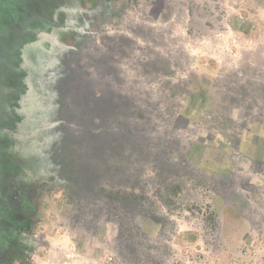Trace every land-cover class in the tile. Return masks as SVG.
I'll return each mask as SVG.
<instances>
[{"label":"rangeland","instance_id":"374dc122","mask_svg":"<svg viewBox=\"0 0 264 264\" xmlns=\"http://www.w3.org/2000/svg\"><path fill=\"white\" fill-rule=\"evenodd\" d=\"M84 18L0 264H264V0H103Z\"/></svg>","mask_w":264,"mask_h":264},{"label":"flooded vegetation","instance_id":"af4514ba","mask_svg":"<svg viewBox=\"0 0 264 264\" xmlns=\"http://www.w3.org/2000/svg\"><path fill=\"white\" fill-rule=\"evenodd\" d=\"M80 1L0 0V259L23 228L21 211L37 188L29 168L26 171L37 146L23 142L18 127L22 87L27 86L23 78L30 63L25 47L55 28L74 32L77 17L97 10L103 0H96L92 8ZM46 44L49 50L54 47L51 40Z\"/></svg>","mask_w":264,"mask_h":264},{"label":"crops","instance_id":"0c3cea01","mask_svg":"<svg viewBox=\"0 0 264 264\" xmlns=\"http://www.w3.org/2000/svg\"><path fill=\"white\" fill-rule=\"evenodd\" d=\"M82 1L79 3L83 4ZM74 2L70 3V5ZM93 6L95 5L86 6V8H92ZM94 12L96 10H92L90 13H83L91 18ZM83 13L77 17V22H81L80 19L82 18L87 23ZM71 15L73 16V13ZM66 36L68 40L77 39L72 34V31L70 32L66 28H55L50 33L43 35L39 40L27 44L25 47L30 63L25 68L27 74L23 78L27 86L22 87L24 92L21 95L20 108L18 110L22 119L18 127L23 142L37 146L34 151L51 150V145L49 144L51 141L50 135L56 133L51 130L60 125V119L56 112L60 105L56 104V108L51 102L62 93L60 83V77L62 76L61 67L64 66L67 72L73 71L71 64L63 62L61 65L57 57L58 49H64L68 53V50L73 48L69 43H65ZM50 40L54 42V47L49 50L46 41ZM54 111L56 114H54ZM45 135H48V137L45 138ZM56 145H54L55 149L60 150Z\"/></svg>","mask_w":264,"mask_h":264}]
</instances>
